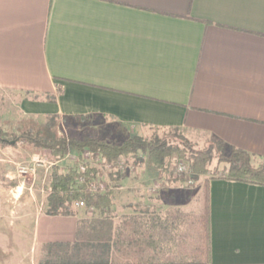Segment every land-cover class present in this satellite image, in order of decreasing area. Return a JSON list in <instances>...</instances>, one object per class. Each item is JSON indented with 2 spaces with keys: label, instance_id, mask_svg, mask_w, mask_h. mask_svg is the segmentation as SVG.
Here are the masks:
<instances>
[{
  "label": "crops",
  "instance_id": "crops-1",
  "mask_svg": "<svg viewBox=\"0 0 264 264\" xmlns=\"http://www.w3.org/2000/svg\"><path fill=\"white\" fill-rule=\"evenodd\" d=\"M0 89L22 94L32 116L88 118L125 137L183 129L246 151L257 165L264 0H0ZM139 165L123 169L114 189L135 192L146 179ZM199 181L207 261L167 264H264V184ZM79 218L37 212L34 245L75 240Z\"/></svg>",
  "mask_w": 264,
  "mask_h": 264
},
{
  "label": "trees",
  "instance_id": "trees-1",
  "mask_svg": "<svg viewBox=\"0 0 264 264\" xmlns=\"http://www.w3.org/2000/svg\"><path fill=\"white\" fill-rule=\"evenodd\" d=\"M18 141L48 148L51 158L56 162L69 149L77 151L78 154L88 150L93 159L99 154L103 162L114 168L108 173L110 188L93 191L89 185L92 181H99L100 171L97 166L87 165L82 172L79 171L76 160L66 169L58 164L51 166L45 213L73 215L75 211L72 203L81 199L85 206L97 210L100 216L79 218L73 241L42 244L43 258L38 264H167L207 261L209 243L206 185L202 188L199 212L189 221L184 220L183 214L177 210L163 216L151 213L131 214L118 222L106 216L102 217V214L109 213L113 204L114 188L120 186V158L136 156L138 151L142 155L137 156V164L146 161L159 174L168 170V162L172 158H186L194 174H207V165L215 152L218 161L223 163L219 176L264 184V159L255 165L248 152L229 147L220 140L187 155L184 147L171 143L166 138H146L140 134L119 140L87 134L82 137L62 136L48 141L30 133H22L9 141L0 134V142L15 144ZM193 238L195 240L191 242Z\"/></svg>",
  "mask_w": 264,
  "mask_h": 264
},
{
  "label": "rangeland",
  "instance_id": "rangeland-1",
  "mask_svg": "<svg viewBox=\"0 0 264 264\" xmlns=\"http://www.w3.org/2000/svg\"><path fill=\"white\" fill-rule=\"evenodd\" d=\"M22 94L0 89V134L9 141L22 133L35 134L44 141L58 139L62 136L82 137L87 134H98L121 139L126 135L113 132H101L90 124L88 118L65 119L62 117L32 116L21 106ZM104 123V122H103ZM102 123V124H103ZM104 127V126H103ZM113 129H111L112 131ZM141 136L166 138L186 149V154L203 149L213 138L192 135L183 129L148 127ZM214 153L207 167L206 175H218L223 165ZM78 152L72 149L57 162L51 158L46 147H37L31 143L18 141L15 144L0 142V264H38L43 258L42 246L34 245L32 240V218L46 207V195L53 164L66 169L74 164ZM137 155L120 158L121 171L137 164ZM182 162L185 170L179 173L176 167ZM139 163V162H138ZM144 167L145 180L135 192L127 193L124 189H115L117 204L111 206L109 213L103 216L118 222L131 214L165 215L174 210L182 213L184 220L193 219L202 205V188L200 175L194 174L186 158L170 159L168 170L159 174L148 162L140 163ZM99 177L107 181L109 171L102 165ZM193 183L189 184L188 179ZM158 184L155 190L150 187ZM202 187H201V186ZM72 208L80 218L99 217V212L92 207ZM145 212V213H143ZM180 217V218H181ZM195 239H191L193 242Z\"/></svg>",
  "mask_w": 264,
  "mask_h": 264
},
{
  "label": "built area",
  "instance_id": "built-area-1",
  "mask_svg": "<svg viewBox=\"0 0 264 264\" xmlns=\"http://www.w3.org/2000/svg\"><path fill=\"white\" fill-rule=\"evenodd\" d=\"M74 158V161L76 160L77 161V166H78V169L79 171H84L87 167V165H94V166H97L98 168H101L100 165H102L103 167H105L106 169H111L112 166L106 162H103V160L101 159L100 155L97 154L96 155V158L93 159V156H92V153L88 150H84L82 151L80 154H77V156H72ZM120 167V165H119ZM121 168V167H120ZM100 170V169H99ZM176 170L179 172V173H182L185 168H184V165L182 162H179L177 167H176ZM79 181H81V179H79ZM188 183L191 184L193 183L192 179H188ZM91 187V189L93 191H104L107 187L110 188V185H109V182L108 180L107 181H103L100 179L99 177V181H92L89 185ZM158 186V184H154L153 186L150 187L151 190H155V188ZM72 205L74 207H83L85 206V203L83 200L81 199H76Z\"/></svg>",
  "mask_w": 264,
  "mask_h": 264
}]
</instances>
